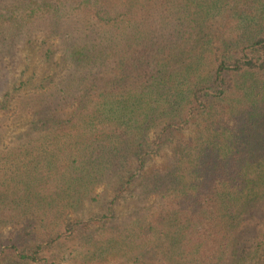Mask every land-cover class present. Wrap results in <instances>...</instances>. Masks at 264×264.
I'll return each instance as SVG.
<instances>
[{
    "label": "trees",
    "instance_id": "trees-1",
    "mask_svg": "<svg viewBox=\"0 0 264 264\" xmlns=\"http://www.w3.org/2000/svg\"><path fill=\"white\" fill-rule=\"evenodd\" d=\"M0 264H264V0H0Z\"/></svg>",
    "mask_w": 264,
    "mask_h": 264
},
{
    "label": "rangeland",
    "instance_id": "rangeland-1",
    "mask_svg": "<svg viewBox=\"0 0 264 264\" xmlns=\"http://www.w3.org/2000/svg\"><path fill=\"white\" fill-rule=\"evenodd\" d=\"M15 65H16V63L14 64V66H15ZM15 67H16V69L18 68V66H15ZM16 69H15V70H16ZM28 73H29V71H28ZM97 192H101V191H97Z\"/></svg>",
    "mask_w": 264,
    "mask_h": 264
}]
</instances>
